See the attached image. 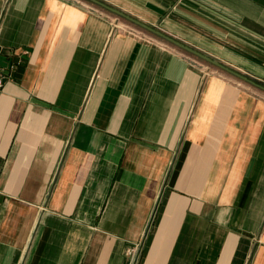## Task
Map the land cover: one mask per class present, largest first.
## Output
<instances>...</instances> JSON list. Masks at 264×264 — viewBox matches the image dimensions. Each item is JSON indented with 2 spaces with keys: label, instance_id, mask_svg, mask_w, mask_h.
I'll use <instances>...</instances> for the list:
<instances>
[{
  "label": "crops",
  "instance_id": "1",
  "mask_svg": "<svg viewBox=\"0 0 264 264\" xmlns=\"http://www.w3.org/2000/svg\"><path fill=\"white\" fill-rule=\"evenodd\" d=\"M97 1L264 87V0ZM0 49V264H264V90L87 0Z\"/></svg>",
  "mask_w": 264,
  "mask_h": 264
},
{
  "label": "water",
  "instance_id": "2",
  "mask_svg": "<svg viewBox=\"0 0 264 264\" xmlns=\"http://www.w3.org/2000/svg\"><path fill=\"white\" fill-rule=\"evenodd\" d=\"M87 1L101 7L102 9L116 15L117 17L123 18L124 20L133 24L134 26L156 36L157 38H159V39L165 41L166 43L186 52L187 54L194 56V57H196V58H198V59L216 67V68H219L222 71H224V72H226V73H228V74H230V75H232V76H234V77H236V78H238L244 82H247V83H249L255 87H258V88L264 90L263 86L258 85L256 82H254L251 79L247 78L246 76L240 74L239 72H236L235 70H232V69L228 68L227 66H224L223 64L219 63L218 61L206 56L205 54H202V53L194 50L193 48H190L189 46L182 44L181 42L173 39L170 36L165 35L164 33L160 32V31H158V30H156V29H154L148 25L125 15L121 11H119L115 8H112L110 6H107L106 4H103L97 0H87Z\"/></svg>",
  "mask_w": 264,
  "mask_h": 264
},
{
  "label": "built area",
  "instance_id": "3",
  "mask_svg": "<svg viewBox=\"0 0 264 264\" xmlns=\"http://www.w3.org/2000/svg\"><path fill=\"white\" fill-rule=\"evenodd\" d=\"M14 58L16 59L10 62L6 67H0V89L2 88L5 81L10 80L12 78V74L16 68V65L21 62L22 57L20 55H15ZM133 252V249L129 250L128 255H132Z\"/></svg>",
  "mask_w": 264,
  "mask_h": 264
},
{
  "label": "rangeland",
  "instance_id": "4",
  "mask_svg": "<svg viewBox=\"0 0 264 264\" xmlns=\"http://www.w3.org/2000/svg\"><path fill=\"white\" fill-rule=\"evenodd\" d=\"M3 87V86H2ZM2 89V88H1ZM1 89H0V91H1Z\"/></svg>",
  "mask_w": 264,
  "mask_h": 264
}]
</instances>
